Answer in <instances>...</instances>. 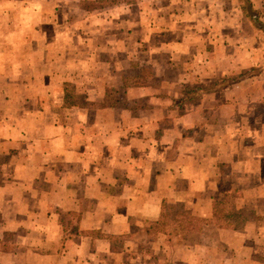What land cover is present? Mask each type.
<instances>
[{
    "label": "crops",
    "instance_id": "0c3cea01",
    "mask_svg": "<svg viewBox=\"0 0 264 264\" xmlns=\"http://www.w3.org/2000/svg\"><path fill=\"white\" fill-rule=\"evenodd\" d=\"M9 1L0 264H264V0H153L174 27L141 31ZM167 205L192 217L173 244Z\"/></svg>",
    "mask_w": 264,
    "mask_h": 264
},
{
    "label": "rangeland",
    "instance_id": "374dc122",
    "mask_svg": "<svg viewBox=\"0 0 264 264\" xmlns=\"http://www.w3.org/2000/svg\"><path fill=\"white\" fill-rule=\"evenodd\" d=\"M12 2V0H10ZM9 1V2H10ZM21 1H26V0H21ZM64 2H66L65 0H63ZM144 0H84V4L83 6L85 7L86 10H88V12L90 11L92 14L94 13V9H98L100 12L102 13H107V14H111V18H113V14L115 13V11L118 9L117 11V17L114 19H109L113 20L114 23H116L118 26L117 27H138V30L141 31L140 27H171L173 25H167L169 20H164V24H162V19L161 18H168V15L164 16H159L157 15V9H156V4L154 3L153 0H146V5L144 7V9L142 11H140L139 9V4L141 2H143ZM261 0L257 1V4L260 3ZM244 2L246 3V5H251L250 4V0H244ZM36 3L40 6H44L46 7V1L40 0V1H36ZM114 7L108 11L105 8L106 7H112L113 5ZM130 4H133L130 6ZM257 6V5H256ZM128 7L130 9V11L128 12V14L124 13V10H128ZM149 7V8H148ZM261 7V3L259 6H257V8L253 11L254 13H256V19H257V23H258V27L261 28V30L264 32V15L263 12L260 8ZM148 8V9H147ZM121 9V10H119ZM145 9H147L145 11ZM146 12V13H145ZM121 13V15H120ZM157 15V17H156ZM147 17L146 19H144V17ZM104 19L107 18V16H103ZM73 18V17H72ZM95 18V17H94ZM93 18V20H95ZM101 18V17H98ZM160 18V19H158ZM170 18V17H169ZM74 19V18H73ZM200 21H202V18L200 16H196V18H194V23L193 25H200ZM104 27H106V23L104 22ZM48 27H51L50 25H47ZM180 26V25H179ZM177 26V27H179ZM174 27V26H173ZM182 27H188L187 25H184ZM134 30H132L133 32ZM135 33H134V38H135ZM133 38V39H134ZM136 40V39H134ZM140 42V41H139ZM141 43V42H140ZM141 48V49H140ZM136 47V48H132V53H138V52H142V51H148L149 49H147L144 45H142V47ZM140 58H144V56H141ZM152 58L155 60L157 59V56H152ZM157 61V60H156ZM169 78V76H167ZM137 81H134V83H136ZM141 82H143L141 80ZM186 210H184V208L182 207H178L176 206L174 208V206L172 205H167L164 209V215L162 217V220L159 221V224L157 226H155L154 228H152L151 234L152 236H156L158 234L159 231L161 232H166L167 234H169V239L172 242V244L174 242H178L180 241V239L183 237L184 235V225H186V223H192V218L190 217V215H187V213L185 212ZM185 220V221H184ZM199 225V224H198ZM151 227V225H150ZM173 264V263H172Z\"/></svg>",
    "mask_w": 264,
    "mask_h": 264
},
{
    "label": "trees",
    "instance_id": "16d2710c",
    "mask_svg": "<svg viewBox=\"0 0 264 264\" xmlns=\"http://www.w3.org/2000/svg\"><path fill=\"white\" fill-rule=\"evenodd\" d=\"M246 4V3H245ZM246 7L247 8H250V5L248 4V5H246ZM252 9V8H251ZM254 12V11H253ZM257 17L255 16L254 17V20H256V23H257V19H256ZM189 99V98H188ZM185 101H182V103H181V105H182V109L184 108L183 107V103H184ZM186 213H187V215H190L189 213H188V211H185ZM191 217V216H190ZM192 218V217H191ZM185 221V220H184ZM159 224V222H155V223H152L151 224V227H150V229H149V231L151 232L152 231V228H154L155 226H157ZM189 227V223H186V225H184V230H186L187 228ZM159 232H161V231H159Z\"/></svg>",
    "mask_w": 264,
    "mask_h": 264
}]
</instances>
